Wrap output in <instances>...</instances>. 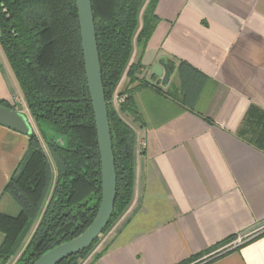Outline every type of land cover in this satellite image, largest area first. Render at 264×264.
<instances>
[{
  "label": "crops",
  "instance_id": "0c3cea01",
  "mask_svg": "<svg viewBox=\"0 0 264 264\" xmlns=\"http://www.w3.org/2000/svg\"><path fill=\"white\" fill-rule=\"evenodd\" d=\"M155 14L146 85H130L126 71L115 94L135 88L136 114L113 103L136 137L132 201L79 264H264V234L217 254L264 223V0H156ZM140 57L135 37L130 65ZM160 59L172 69L165 87L152 74ZM12 78L0 64V100L40 137ZM28 146L0 125V214L12 218L21 209L5 189ZM39 222L0 264L19 261Z\"/></svg>",
  "mask_w": 264,
  "mask_h": 264
},
{
  "label": "trees",
  "instance_id": "16d2710c",
  "mask_svg": "<svg viewBox=\"0 0 264 264\" xmlns=\"http://www.w3.org/2000/svg\"><path fill=\"white\" fill-rule=\"evenodd\" d=\"M146 2L92 0L117 174L115 207L103 234L128 209L133 197L136 137L113 101L126 71L130 85H146L138 76L157 22L156 0L147 7ZM135 37L141 57L130 65ZM0 44L40 132V137L35 132L29 136L19 171L5 189L21 211L16 218L0 214V232L5 235L0 256L4 260L15 255L40 218L16 263L33 264L47 251L82 234L101 204L100 152L76 0H0ZM134 91L120 93L124 97L120 112L136 114ZM0 105L14 108L5 100H0ZM41 125L54 128L66 143L61 145L54 139L48 142ZM51 164L56 171L54 187ZM98 241L59 264H79Z\"/></svg>",
  "mask_w": 264,
  "mask_h": 264
},
{
  "label": "water",
  "instance_id": "95a60500",
  "mask_svg": "<svg viewBox=\"0 0 264 264\" xmlns=\"http://www.w3.org/2000/svg\"><path fill=\"white\" fill-rule=\"evenodd\" d=\"M76 7L78 11L87 87L94 113L100 152L102 184L101 204L94 221L82 234L47 251L33 264H59L63 260L91 246L101 237L108 225L117 198V174L113 141L105 89L102 80V68L92 0H76ZM22 51L24 53L23 47ZM152 74L160 78L162 80V85L165 87L172 76V69L166 63L165 59H160L153 67ZM0 125L28 137L34 132L25 114L14 108L2 105H0ZM41 130L46 134L48 142L54 139L61 145L66 143L65 137L59 135L51 126L41 125Z\"/></svg>",
  "mask_w": 264,
  "mask_h": 264
},
{
  "label": "built area",
  "instance_id": "2783aa9c",
  "mask_svg": "<svg viewBox=\"0 0 264 264\" xmlns=\"http://www.w3.org/2000/svg\"><path fill=\"white\" fill-rule=\"evenodd\" d=\"M119 103L122 104L124 102V98H118ZM264 234V223L259 225L257 228L253 230H249L238 235L235 239H233L228 245L219 250L217 254L221 252H229L238 249L239 247L251 242L259 236Z\"/></svg>",
  "mask_w": 264,
  "mask_h": 264
},
{
  "label": "rangeland",
  "instance_id": "374dc122",
  "mask_svg": "<svg viewBox=\"0 0 264 264\" xmlns=\"http://www.w3.org/2000/svg\"><path fill=\"white\" fill-rule=\"evenodd\" d=\"M0 64H1V66L3 67V70L6 72V74H7L9 77H13L12 79H14L13 71H12L10 65H9V62H8V60H7V57H6V55H5L4 51H3V48H2V46H1V44H0ZM11 75H12V76H11ZM15 80H16V79H15ZM12 81H14V80H12ZM16 83H17V82H16ZM17 85H18V86H17L16 94H17L18 99H17V102H16V106H17V108L21 109V105L24 103L25 100H24L23 94H22V92H21V90H20V87H19V84H18V83H17ZM118 102H119L118 97L115 96L113 103H114V105H116V107L119 106V105H118ZM35 128H36V127H35ZM36 129H37V128H36ZM41 140H42V142H43V145H44L45 149L47 150V147H46V143H45V141L43 140V138H41ZM51 166H52V172H53V183H54L55 180H56V171H55L54 164H53V165L51 164ZM246 232H247V231H246Z\"/></svg>",
  "mask_w": 264,
  "mask_h": 264
},
{
  "label": "flooded vegetation",
  "instance_id": "af4514ba",
  "mask_svg": "<svg viewBox=\"0 0 264 264\" xmlns=\"http://www.w3.org/2000/svg\"><path fill=\"white\" fill-rule=\"evenodd\" d=\"M13 107V106H12ZM15 109V108H14ZM32 117V116H31ZM33 118V117H32ZM34 120V119H33ZM35 122V121H34ZM35 124H36V122H35ZM37 125V124H36ZM38 127V126H37ZM39 129V128H38Z\"/></svg>",
  "mask_w": 264,
  "mask_h": 264
}]
</instances>
